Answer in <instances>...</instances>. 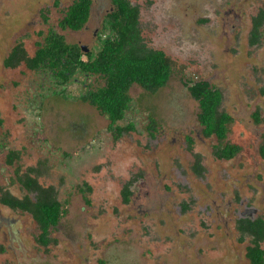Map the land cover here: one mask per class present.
Masks as SVG:
<instances>
[{
    "label": "rangeland",
    "instance_id": "rangeland-1",
    "mask_svg": "<svg viewBox=\"0 0 264 264\" xmlns=\"http://www.w3.org/2000/svg\"><path fill=\"white\" fill-rule=\"evenodd\" d=\"M129 1L139 9L143 44L165 53L172 74L154 94L130 87V110L117 125L134 129L115 138L78 99L80 85L59 94L48 75L2 64L18 43L32 56L50 27L93 51L111 1L92 0L88 22L72 32L56 27L72 0H0V185L13 182L14 169L35 167L66 211L41 247L28 214L1 208L0 264H249L250 239L239 240L237 220L264 219V26L249 44L264 0ZM184 79L220 90V111L232 117L223 144L240 147L232 159L213 156L219 143L202 135ZM8 150L19 153L16 165H5Z\"/></svg>",
    "mask_w": 264,
    "mask_h": 264
},
{
    "label": "trees",
    "instance_id": "trees-1",
    "mask_svg": "<svg viewBox=\"0 0 264 264\" xmlns=\"http://www.w3.org/2000/svg\"><path fill=\"white\" fill-rule=\"evenodd\" d=\"M110 1L111 8L105 15L97 48L93 51H82L80 46L66 42L60 32L50 27L36 43L32 56H28L18 43L10 49L2 64L6 68L23 64L28 70L48 75L55 89L62 88L59 94L70 84L80 85L82 91L78 99L95 108L108 121L107 131L119 138L123 133L134 129L131 123L117 125L125 120L130 110V87L136 84L150 94L156 93L168 83L172 74V62L164 52L146 48L143 44L138 6L129 0ZM91 2L92 0H72L63 11L56 27L61 31H81L88 22ZM252 22L250 45L257 41L258 30L264 23V11L257 18H253ZM92 77L100 79L101 85L91 87L88 81ZM183 83L190 96L198 103L197 121L202 135L214 136L219 143L214 147V157L232 159L240 151V147L223 144L232 118L220 111V90L202 79H184ZM187 143L190 148L191 140L187 139ZM13 156L14 153L8 154V164L13 162ZM194 170H201L197 161ZM33 171L32 167L27 168L25 180L20 178L18 181L27 193H36L35 201L26 196L24 201L9 197L2 202L32 215L40 230L37 241L46 247L50 243L48 230L58 224L66 211L57 200L54 188H43L29 176ZM130 184L128 182L121 191L124 203L128 202L132 194ZM84 189L90 190L88 186ZM80 192L84 193V190L81 189ZM237 230L240 241L244 238L250 239L245 253L249 264H264V249L261 248L264 241V219L240 218L237 220Z\"/></svg>",
    "mask_w": 264,
    "mask_h": 264
},
{
    "label": "flooded vegetation",
    "instance_id": "flooded-vegetation-1",
    "mask_svg": "<svg viewBox=\"0 0 264 264\" xmlns=\"http://www.w3.org/2000/svg\"><path fill=\"white\" fill-rule=\"evenodd\" d=\"M262 11H264V10H259V12L253 17V18H257L258 16H259V14L262 12ZM253 18H252V20H253ZM264 26V23L261 25V27L259 28V30H258V35H257V41H256V43H254L253 45H251V46H254V45H256L257 43H258V41H259V37L261 36V32H260V29L262 28ZM252 29H253V22L251 21V28H250V32H249V39L251 38V31H252ZM250 44V43H249ZM86 52H88V50L86 51ZM163 52V51H162ZM7 57V56H6ZM5 57V58H6ZM4 58V59H5ZM3 59V60H4ZM2 63H3V61H2ZM6 68V67H5ZM11 69V68H10ZM218 89V88H217ZM222 95V94H221ZM221 103H222V101H221ZM221 105V104H220ZM229 115V114H228ZM230 116V115H229ZM231 117V116H230ZM232 118V117H231ZM9 153H14V156H13V162L11 163V164H8L7 163V156H8V154ZM214 156V155H213ZM19 153L17 152V151H15V150H8V152H6V154L4 155V163H5V165L6 166H13L14 164L16 165V162H18L19 161ZM217 159V158H216ZM219 160H223V159H219ZM200 165V164H199ZM33 169H34V171H33V173H31V174H29V176L31 177V178H33L35 181H36V183L38 184V185H40L39 183H38V181H37V179H36V177H37V170H36V168L35 167H32ZM200 168H201V166H200ZM14 176H13V182L14 183H16L18 186H19V188L20 189H22V186H21V183H20V181H18V179H23V180H25L24 178L27 176V169L24 171V172H21L20 170H18V169H14ZM12 175H13V171H12ZM9 181H6V183H5V185L4 186H1L0 185V209L1 208H3V209H5V210H9V211H12V212H18L19 214H21V213H26V214H28L30 217H31V219L35 222V220L33 219V217H32V215L29 213V212H27V211H23V210H21V209H19V208H13V207H10V206H8V205H6V204H4L3 202H2V200H6L7 198H9V197H13V198H15L17 201H24V199H25V197L26 196H28L29 197V199H31L33 202L35 201V196H36V193H27L26 191H24L23 189V191L25 192V194L23 195V197H17V196H15L14 194H12L11 193V187H10V185H11V183L12 184H14L10 179H8ZM128 182H131V184H130V186L132 185V180H130V181H127V182H125V184L123 185V187L128 183ZM41 187H43V188H49V187H52V186H48V187H44V186H42V185H40ZM130 186H129V188H130ZM85 187V186H84ZM89 187V186H88ZM123 187H122V189H123ZM53 188V187H52ZM79 192L81 191V187H79ZM122 189H121V191H122ZM82 190H84V192L86 191L84 188H82ZM90 191V190H89ZM121 191H120V197H121V202L123 203V204H128L129 203V200H130V197H129V199H128V202L127 203H124L123 202V199H122V196H121ZM131 191V190H130ZM81 193V192H80ZM33 197H32V196ZM81 195L83 196L84 195V193H81ZM132 195V194H131ZM85 201V200H84ZM0 219H1V217H0ZM35 224L37 225V223L35 222ZM37 227H38V225H37ZM51 229V228H50ZM50 229L48 230L49 231V233H50ZM39 234H40V230H39ZM39 236V235H38ZM47 237H48V239H50V237H49V234L47 235ZM38 238V237H37ZM36 241H37V239H36ZM37 243H38V241H37ZM50 243H51V239H50ZM49 243V244H50ZM39 245H41L40 243H38ZM48 244V245H49ZM47 245V246H48ZM41 247H44V246H42L41 245ZM0 249H1V247H0ZM3 252V251H2ZM5 264V263H4Z\"/></svg>",
    "mask_w": 264,
    "mask_h": 264
},
{
    "label": "water",
    "instance_id": "water-1",
    "mask_svg": "<svg viewBox=\"0 0 264 264\" xmlns=\"http://www.w3.org/2000/svg\"><path fill=\"white\" fill-rule=\"evenodd\" d=\"M81 50L84 51V52L87 51V49L85 47H81Z\"/></svg>",
    "mask_w": 264,
    "mask_h": 264
}]
</instances>
